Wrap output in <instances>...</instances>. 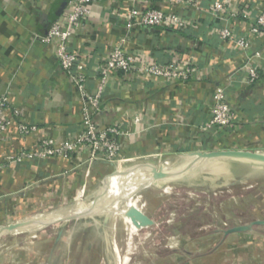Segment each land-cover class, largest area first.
<instances>
[{"label":"crops","instance_id":"obj_1","mask_svg":"<svg viewBox=\"0 0 264 264\" xmlns=\"http://www.w3.org/2000/svg\"><path fill=\"white\" fill-rule=\"evenodd\" d=\"M213 1L199 0L202 7ZM219 1L228 10L223 18L166 0H147L142 5L192 16L196 27L191 34L142 28L130 34L127 47L145 50V55L159 61L192 63L196 74L184 82L124 78L121 74L109 78L94 119L100 128L120 124L129 130L127 136L118 137L120 157L134 160L176 150L220 149L229 144L237 149L264 147V32L251 31L254 16L264 9V0ZM59 2L0 0V95L8 97V116L17 109L21 119L36 125L34 132L24 136L14 122L0 140V219L8 213L26 215L42 208L46 201L64 203L80 198L87 183L96 190L103 178L117 171L108 162L88 163L85 148L45 162L4 161L10 154L35 147L42 139L62 143L82 130L80 94L60 69L50 45L41 41ZM137 5L136 0L92 4L83 31L72 37L69 45L89 56L93 67L98 55L111 50L127 34L124 16ZM218 26L233 28L249 47L243 50L234 41H222L215 33ZM246 66L259 73L252 84L247 83ZM91 83L94 88L93 80ZM218 85L226 88L236 118L235 125L223 134L201 129ZM135 116L142 120L135 123Z\"/></svg>","mask_w":264,"mask_h":264},{"label":"rangeland","instance_id":"obj_2","mask_svg":"<svg viewBox=\"0 0 264 264\" xmlns=\"http://www.w3.org/2000/svg\"><path fill=\"white\" fill-rule=\"evenodd\" d=\"M220 149L237 148L229 144ZM252 150L264 152V147ZM193 151L176 150L172 154L159 153L149 158L114 163L117 171L121 167L124 170L118 173L115 171L103 178L96 190L92 191V184L87 183L80 198L69 199L64 203L52 202L51 205L46 201L42 208L23 216L18 215V212L4 215L0 219V227L3 228L40 213L43 215V224H21L13 231H6L0 246V264H100L103 255L102 228L107 211L111 208L110 202L99 204V211L76 218L63 216L57 209L69 208L76 200L94 203L100 197L105 182L113 176L131 181L142 179L139 174L129 176V172H141L139 167L144 162L154 165L166 162L169 167H175L190 162L192 158L188 154ZM250 167L262 168L258 165ZM193 171L174 184L184 185L202 199L209 197V207L183 199L168 204V198L162 194H153L148 183L137 184V191L149 199L148 211L157 214L162 223L156 232L152 249L134 255L126 264H264V225L253 226L247 232L229 234L231 236L223 235L224 230L236 223L249 224L256 218L264 219V184L255 185L245 192L238 189L213 196ZM90 184L91 188H88ZM52 201H55V197ZM172 212L175 215L170 219Z\"/></svg>","mask_w":264,"mask_h":264},{"label":"built area","instance_id":"obj_3","mask_svg":"<svg viewBox=\"0 0 264 264\" xmlns=\"http://www.w3.org/2000/svg\"><path fill=\"white\" fill-rule=\"evenodd\" d=\"M102 1L104 0H70L62 14L49 25L47 33L41 37V41L50 45L55 60L67 75L70 85L80 94L81 132L62 143H57L51 138L42 139L31 149H22L6 156L4 159L6 163L45 162L58 156L72 154L79 148L88 150L87 161L90 164L93 162L111 164L128 162L129 159L120 157L118 137L127 136L129 130L120 124L100 128L94 119L95 113L99 110L101 101L105 97L109 78L113 74H121L124 78L138 76L141 79L148 77L161 78L165 82H184L195 76L196 67L192 63H181L174 59L159 61L145 55V50L140 48L130 50L127 47L130 34L142 28L153 31L175 30L191 34L196 27L195 18L192 16L179 12H166L152 7H142L147 0H136L138 5L130 9L124 16V27L127 34L120 37L111 50L98 55V60L92 67L90 65L91 58L79 49L71 47L69 41L83 31L84 23L91 14V5ZM166 1L174 5H186L193 12L202 11L214 18H223L228 13L224 3L219 0L213 1L206 7H202L199 0ZM251 31L254 34L264 32V9L259 10L254 16ZM215 33L222 41H234L243 50L249 47L248 41L243 37H238L234 29L229 26H218L215 28ZM245 72L248 84L254 83L259 78L258 71L250 66L245 67ZM92 80L94 88L90 87ZM8 109H10L8 97L0 95V140L5 138L9 127L14 122H16L17 131L21 135L27 136L36 130L35 124H28L21 119L19 110L13 109L12 116H8L6 114ZM235 119L227 90L224 86L218 85L211 94L209 116L201 129L215 134L216 132L223 134L226 129L235 125ZM140 120H142L141 116L133 118L135 123H139ZM147 125L149 126V124ZM163 164L168 166L166 162ZM2 167L0 164V170Z\"/></svg>","mask_w":264,"mask_h":264},{"label":"bare ground","instance_id":"obj_4","mask_svg":"<svg viewBox=\"0 0 264 264\" xmlns=\"http://www.w3.org/2000/svg\"><path fill=\"white\" fill-rule=\"evenodd\" d=\"M123 170L124 168L120 172ZM194 173L199 182L213 196H220L224 192H234L238 189L245 192L255 185L264 184V167L253 169L234 160H198ZM136 174L141 175L142 179L131 181L117 178V176L111 177L108 182H105L99 194L100 197L94 203L76 200L69 208L57 209V212L62 213L63 216L75 218L99 211V204L110 202L111 208L107 211L108 218L102 228L103 255L100 264H126L134 255H140L152 249L156 232L162 220L158 218L157 214L148 211L149 199L136 189L140 182L146 183L144 172L137 170L129 172V176ZM150 187L153 194L166 196L168 204L183 199L209 207V197L202 199L184 185L168 183L162 188L151 185ZM174 215L175 212L170 213L169 218L171 219ZM42 218L43 215L40 213L23 220L27 225L33 223L38 226L43 222ZM170 219L168 223H170ZM4 233H6V229L0 228V246L3 243Z\"/></svg>","mask_w":264,"mask_h":264},{"label":"water","instance_id":"obj_5","mask_svg":"<svg viewBox=\"0 0 264 264\" xmlns=\"http://www.w3.org/2000/svg\"><path fill=\"white\" fill-rule=\"evenodd\" d=\"M70 0H60L57 8L49 16V25L54 22L67 7ZM192 160L186 162L183 165L175 167H169L165 164L154 165L144 162L140 165L139 169L144 172V178L146 183L157 188H162L168 183H175L182 181L189 173L195 174L197 168V161H212V160H234L246 165H258L264 167V152L251 150V149H214V150H202L193 151L188 154ZM129 171L131 168H128ZM76 218V217H75ZM108 217H106L105 222ZM28 226L24 220L17 221L15 224H10L6 227V231H13L20 225ZM264 225V219H255L249 224H240L227 228L223 231V235H229L234 233L247 232L252 230V226ZM3 228V227H0Z\"/></svg>","mask_w":264,"mask_h":264}]
</instances>
